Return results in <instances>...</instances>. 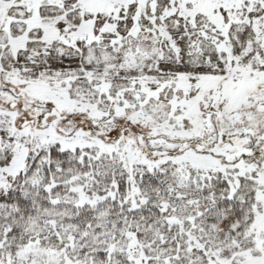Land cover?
Masks as SVG:
<instances>
[{"label":"snow or ice","instance_id":"obj_1","mask_svg":"<svg viewBox=\"0 0 264 264\" xmlns=\"http://www.w3.org/2000/svg\"><path fill=\"white\" fill-rule=\"evenodd\" d=\"M0 264H264V0H0Z\"/></svg>","mask_w":264,"mask_h":264}]
</instances>
